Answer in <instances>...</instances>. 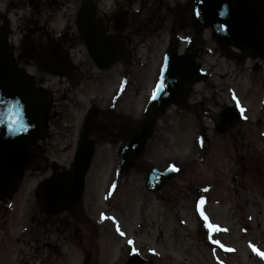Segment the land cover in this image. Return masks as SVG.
<instances>
[{
    "label": "rangeland",
    "instance_id": "obj_1",
    "mask_svg": "<svg viewBox=\"0 0 264 264\" xmlns=\"http://www.w3.org/2000/svg\"><path fill=\"white\" fill-rule=\"evenodd\" d=\"M103 1L110 6V9L116 7L117 0ZM122 1L127 4L124 8L135 15V18L130 21L133 29L143 28L140 32L135 30L137 35L133 45L134 48L138 47L136 63H133V74L126 97H123L119 103L122 106L127 103L128 113L132 111L130 115L134 118L143 113L148 94L156 78L159 55L169 45L171 33L189 35L192 31L188 24L183 23L181 26V21L187 20L189 11L191 12L192 0ZM0 6L3 9L13 8L10 9V18L16 33L12 39L18 45L21 38L18 30L24 28L26 16L22 15V11L12 7L13 3L10 0H0ZM178 8L181 9L179 12ZM204 37L209 39L206 45L210 46L211 52L216 53V44L211 39L210 30L205 31ZM210 57L209 55L208 61L218 72L214 83L222 84L226 90L229 86H233L239 93L243 92L244 99L250 106L248 114L250 118H254L255 122L239 123L234 132L229 134H217L213 128L210 133L216 140H213L211 144L203 143L202 145L197 140L202 130L199 127L201 124L196 118L194 119V114L200 115L194 113L193 108L191 110L194 112H181L172 107L162 117L158 131L148 144L145 155L140 159L137 167L120 181V188L118 187V192L112 199L114 208L112 212L117 215L118 220L122 221L126 230L129 227L128 236L138 233L141 224H144V231L148 234L143 233L138 237L139 240L137 238L134 242L146 258L144 264H264V110L262 104L264 68L253 69L249 61L250 73L242 75L239 71L240 67L235 62L226 63L219 53ZM258 63L264 64L262 61ZM28 67L30 71L34 70V67ZM224 73L226 79L221 80L219 75ZM50 78V85L59 87V81L55 77L50 76ZM119 78L111 88V94L116 90ZM90 83L91 94L107 91L106 87L98 86L95 81ZM254 83L260 87L256 93L252 92V88L256 87ZM201 87L204 89L205 86ZM225 91L216 95L211 105V119L204 118L206 121H211L213 125L212 118L218 116L225 102H229V95ZM88 102L89 97L88 101L83 99L80 105L71 107L74 122H76V125L70 127L72 131L73 127H79ZM238 135H244L248 141L240 144L236 140ZM69 137L70 134L65 128L60 136L61 144L57 150L60 159L58 161L65 165L71 163L75 153V144L74 147L61 151L65 145H69L72 138L76 143L75 136L70 138V141ZM106 143L109 144L107 141ZM109 145L97 150L87 177L88 190L93 189L97 192L98 208L110 207L102 197L107 185L115 177L118 147ZM242 156L246 159L243 160ZM245 161H250V164H245ZM151 164L162 168L169 165L179 167L176 178L170 180L156 195L149 194L145 189L147 171ZM49 173L50 171L27 172L17 194L21 199L20 211L24 208L28 209L33 204L30 193L42 176ZM157 199L162 201L157 203ZM26 200L29 206L26 205ZM145 201L147 206L152 205L147 211L144 206ZM201 201L208 203L207 213L218 231L208 233L202 218H196L194 207L201 205ZM155 205L164 210L157 211ZM3 213H5L4 208H0L1 228L8 237L11 234H18L20 221L21 225L27 223L26 217L16 221L12 219L16 217V214ZM95 215L97 219L98 214ZM105 226H107V234H110L111 226L109 224ZM208 235H211L213 240H222L228 249H218L216 244L208 239ZM61 243L57 242L59 246ZM77 244L78 241L69 242L64 248L68 254L67 259L57 261L53 256L52 264H82V249L77 247ZM252 244L258 245L260 253L257 254L252 250ZM106 246L107 249L104 250L103 247ZM87 250H91V264H122L124 260H127L129 252L123 240L113 232L109 240L101 241L95 238L90 247L87 246Z\"/></svg>",
    "mask_w": 264,
    "mask_h": 264
},
{
    "label": "flooded vegetation",
    "instance_id": "obj_2",
    "mask_svg": "<svg viewBox=\"0 0 264 264\" xmlns=\"http://www.w3.org/2000/svg\"><path fill=\"white\" fill-rule=\"evenodd\" d=\"M10 1L13 6H19L23 14L29 16L27 18V23H29L25 29H22V34L30 38V49L28 54L19 52L16 55L21 64H32L36 67L34 72L36 83L46 92L50 90L45 72L38 68L39 62L45 63L52 59L61 64L66 63L61 75H59L61 84L64 83L66 91L62 94L59 90L51 93L52 110L48 116V131L36 147L28 164L29 172L47 173L50 171L39 181L41 182L51 174L66 169L65 164L57 163L60 160L57 154L61 144L60 136L64 133L65 128L70 134L69 141L73 136L79 139L81 133L80 127L78 130L76 127L72 128L73 131L70 129V116L69 110H67L69 107L66 102L70 101V104L80 105L77 98L91 97L89 89L91 81H95L98 86L110 89L116 82V72H114L116 69H119L121 73L131 75L133 59L130 57L134 53L135 30L137 29L139 32L143 28L133 29L130 22L132 15H130L123 29L117 31L115 20L117 10L110 9L102 0ZM85 2H87L89 9L93 7V12L95 9V21L101 20L103 37L119 38L123 44L124 53L118 58L119 60L105 69H101L91 59L85 41L75 24L77 12L82 3ZM123 6L125 5L123 4L120 8L124 9ZM9 14L10 8L4 12L1 10L0 21H8ZM61 20L63 22L62 29H56L54 26ZM200 40V38H195L186 50L193 54L194 62L196 61L202 68L208 69L209 62L205 46L201 45ZM238 64L244 65V59L239 58ZM210 73V77L205 78L206 88L204 91L213 94L220 87L213 84V69H210ZM221 78L223 79L224 76ZM197 94V91L193 90L184 106L196 110L204 109V106L199 105L200 101L197 100ZM100 95L101 92L97 96L91 97L88 108L95 117L91 139L95 143L96 150L110 146L109 144L115 147L116 142L120 143L132 134L134 127L132 119L127 117L125 112L117 111L115 105L113 107L103 105L110 95ZM108 101L110 102V100ZM213 102L214 99L212 101L211 97L206 99L205 103L208 105L204 109L201 119H211ZM74 144L72 138L69 145H65L61 151L74 147ZM30 194L33 198V204L29 206V202L26 200L25 203L29 208H24L23 211L19 210L21 199L18 195H14L10 199H0V208H4L5 211L3 214L14 212L16 217L12 219L16 221L21 220L22 217L28 219L26 227H22L20 221L18 234H11L8 237L1 228L2 217L0 215V264H52L53 256L57 261H64L68 257L64 248L69 242L74 241H78L77 247L82 249L83 264H91L92 254L91 250H87V246L90 247L95 238L104 241L109 240L112 235L111 231L110 234H107V226L101 224L104 220L103 214L99 221L96 219L95 212L99 206L97 205V192L93 189L89 191L86 186L82 199L75 200L68 210L61 212L56 211L55 205L48 203L47 194L38 190V184L35 185ZM57 242L62 243L59 246ZM103 248L106 250L107 246Z\"/></svg>",
    "mask_w": 264,
    "mask_h": 264
},
{
    "label": "water",
    "instance_id": "obj_3",
    "mask_svg": "<svg viewBox=\"0 0 264 264\" xmlns=\"http://www.w3.org/2000/svg\"><path fill=\"white\" fill-rule=\"evenodd\" d=\"M196 30L203 26H213L218 43L226 45L247 44L254 48V54H264V25L258 5H240V0H194ZM199 13L197 15L196 13ZM0 113L11 107L16 114L18 124L12 127L0 122V196H6L16 189L20 176L30 159L33 148L43 136L47 126L46 117L50 110L48 97L35 88L33 80L26 70L20 68L14 58L8 42L7 27L0 29ZM253 44L255 46H253ZM169 69L164 78V91L154 102L156 109H162L174 98L171 91L178 88L188 76L187 61L170 51ZM175 78V80L170 79ZM168 96V97H166ZM153 134V127L145 124L144 129L133 137L122 148V169L134 166L135 160L143 153L144 146ZM84 142H81L76 163L72 172L73 184L68 180L57 178L50 183L53 193H68L81 189L84 174L90 164L92 152L86 154ZM82 155H84L82 157ZM174 175L170 172H160L152 169L148 186L150 189L159 188L163 182ZM75 185V186H74ZM74 186V187H73Z\"/></svg>",
    "mask_w": 264,
    "mask_h": 264
},
{
    "label": "snow or ice",
    "instance_id": "obj_4",
    "mask_svg": "<svg viewBox=\"0 0 264 264\" xmlns=\"http://www.w3.org/2000/svg\"><path fill=\"white\" fill-rule=\"evenodd\" d=\"M197 15H199V13H196ZM164 84L161 81L157 87H156V91L152 94V99L155 100L158 97L159 93H162L164 91ZM15 113L13 112L11 107H7L4 113H0V122H3L6 126L8 127H12L15 126L16 124H18V120L15 119ZM175 170V169H174ZM201 203H203V201H201ZM201 216L205 222L204 226L208 229V233H212L214 231H218V228L215 224H213L212 222L209 221V218L203 214V212H201ZM116 231L121 235L124 236L125 233L123 231L120 230L119 226H117ZM207 235V234H206ZM208 239L211 240L213 243H218V241L213 240L211 235H208ZM128 245L132 246L134 244V242L129 239L127 241ZM253 251H255V249H253ZM130 252H132L133 254H136V249L134 247L130 248Z\"/></svg>",
    "mask_w": 264,
    "mask_h": 264
},
{
    "label": "bare ground",
    "instance_id": "obj_5",
    "mask_svg": "<svg viewBox=\"0 0 264 264\" xmlns=\"http://www.w3.org/2000/svg\"><path fill=\"white\" fill-rule=\"evenodd\" d=\"M155 207H156L157 211H162V210H164L163 208H160L159 206H156V205H155ZM150 214L152 215V211L150 212ZM152 222H154V221H152ZM144 233L146 234L147 231H144ZM145 234H144V235H145Z\"/></svg>",
    "mask_w": 264,
    "mask_h": 264
}]
</instances>
